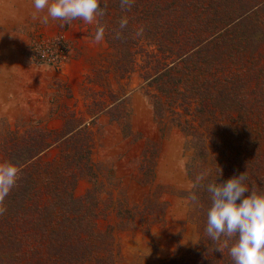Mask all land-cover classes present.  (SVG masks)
Masks as SVG:
<instances>
[{
  "label": "trees",
  "instance_id": "16d2710c",
  "mask_svg": "<svg viewBox=\"0 0 264 264\" xmlns=\"http://www.w3.org/2000/svg\"><path fill=\"white\" fill-rule=\"evenodd\" d=\"M100 6L117 77L140 70L151 87L154 118L169 112L170 123L194 148L187 173L202 186L193 194L198 192L199 212H206L196 218L206 228L211 200L204 186L216 180L197 182L206 158L227 178L244 172L249 190L264 193V151L256 150L255 141L264 140V0H134L130 10H122L120 0H100ZM125 16L128 25L117 39ZM123 103L105 108L110 118L118 119L111 110ZM60 116L59 127L34 121L0 137V162L21 170L0 214V264H117L108 226L96 225L91 129L72 109ZM51 146L57 148L54 155H48ZM82 174L91 186L76 195ZM125 211L130 218L136 213ZM216 247L203 234L194 246L158 264H233L228 249L221 253Z\"/></svg>",
  "mask_w": 264,
  "mask_h": 264
},
{
  "label": "rangeland",
  "instance_id": "374dc122",
  "mask_svg": "<svg viewBox=\"0 0 264 264\" xmlns=\"http://www.w3.org/2000/svg\"><path fill=\"white\" fill-rule=\"evenodd\" d=\"M33 12L32 0H0V137L34 121L59 127L61 111L74 110L91 129L100 208L96 225L99 230L108 226L117 264H158L194 246L206 234L196 217L206 212L200 213L197 199H191L202 186H195L187 173L194 152L188 136L170 123L169 112L167 119L154 118L147 93L151 87L140 70L117 77L114 50L105 40L94 41L96 23L50 18L44 24ZM41 49L56 53L58 62L39 61ZM119 99L123 105L111 110L115 120L105 108ZM255 141L263 152L264 140ZM56 152L55 146L48 149V155ZM202 164L208 178L228 179L207 158ZM89 186L82 174L74 193ZM126 209L136 210L132 218L125 216Z\"/></svg>",
  "mask_w": 264,
  "mask_h": 264
},
{
  "label": "clouds",
  "instance_id": "9594fccd",
  "mask_svg": "<svg viewBox=\"0 0 264 264\" xmlns=\"http://www.w3.org/2000/svg\"><path fill=\"white\" fill-rule=\"evenodd\" d=\"M134 0H120L122 10H130ZM33 17L47 24L49 19L69 23L83 20L97 24L94 41L105 38V27L100 24L104 16L100 0H32ZM43 14V15H41ZM128 25V18L122 17L115 37L119 39ZM143 28L137 31L142 35ZM18 166L11 162H0V214L6 212L5 200L20 178ZM222 170L219 168V174ZM208 173L197 177V182L206 179ZM243 173L230 177L226 182L209 181L204 187L211 204L207 209L205 232L213 242L215 250L228 253L233 264H264V193L250 191ZM195 201L197 197L192 195ZM239 201V202H238ZM156 234V231H153Z\"/></svg>",
  "mask_w": 264,
  "mask_h": 264
},
{
  "label": "built area",
  "instance_id": "2783aa9c",
  "mask_svg": "<svg viewBox=\"0 0 264 264\" xmlns=\"http://www.w3.org/2000/svg\"><path fill=\"white\" fill-rule=\"evenodd\" d=\"M37 58L41 62L56 64L58 62L57 54L54 52H46L43 49L37 51Z\"/></svg>",
  "mask_w": 264,
  "mask_h": 264
}]
</instances>
